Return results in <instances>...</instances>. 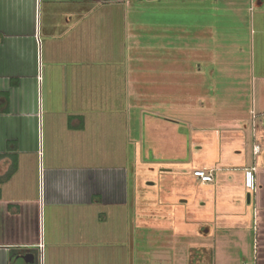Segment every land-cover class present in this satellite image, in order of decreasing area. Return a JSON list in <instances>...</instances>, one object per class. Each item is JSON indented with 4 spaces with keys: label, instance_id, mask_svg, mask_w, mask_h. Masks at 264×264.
<instances>
[{
    "label": "crops",
    "instance_id": "0c3cea01",
    "mask_svg": "<svg viewBox=\"0 0 264 264\" xmlns=\"http://www.w3.org/2000/svg\"><path fill=\"white\" fill-rule=\"evenodd\" d=\"M210 1L192 11L190 43L177 36L166 56L119 0H0V180L15 170L0 181V264L36 261L41 242L50 264L72 249L136 250L130 165L142 166L146 111L162 153L178 156L192 131L190 153L208 154L190 172L162 169L186 186L157 194L146 214L172 227L157 241L173 259L159 264H264V0Z\"/></svg>",
    "mask_w": 264,
    "mask_h": 264
},
{
    "label": "rangeland",
    "instance_id": "374dc122",
    "mask_svg": "<svg viewBox=\"0 0 264 264\" xmlns=\"http://www.w3.org/2000/svg\"><path fill=\"white\" fill-rule=\"evenodd\" d=\"M124 3V5L128 4L126 7L131 11L130 23L131 25H135V20L139 23H136L135 26L136 31L145 37L146 41L149 39L159 46L156 47V51H163V54L169 55L174 53L175 49V39L176 37H182L184 43H190L192 31H193V10L195 11H207L211 10V1L210 0H119ZM226 0L217 2V9L225 8L224 3ZM243 4V3H242ZM210 8V9H209ZM148 26V28H147ZM148 35H152V37ZM147 36V37H146ZM160 40V41H159ZM162 44V45H160ZM159 48V50H157ZM148 53V52H147ZM148 55V54H147ZM146 55V56H147ZM142 56V55H141ZM144 56V54H143ZM145 56V57H146ZM159 112L164 113L162 115H169V117H188L190 115L185 109L184 114H175L170 112V110H160ZM153 114L151 112L146 111L144 115V131L139 132V150L142 151V166L139 168H133V164L130 165V203H129V232L130 235L137 240L132 241V244L135 243L136 250L132 252L127 251L128 256L125 254L124 256L119 254L116 250L111 251L108 249H98L91 250L87 249V251L83 249H72L69 250L64 259H60V264H159L169 263L170 260L173 259L174 252L172 251L171 242L164 241L158 242L157 237L159 236H170L171 234V226L168 225L166 228L163 224H154L147 218V215L150 211L156 215V203H154V198L158 196L160 197L162 194H166V191L169 187L172 186H186V179L183 177H178L179 171L185 172L189 169V172L193 170L192 166V157L198 162L200 159V164L202 165L207 161L208 154H203L198 157L196 154L190 153V146H195L194 144V134L189 132L188 127L183 125L182 130L185 134L184 143L182 146V151L178 150V156L176 155H167L166 153H162L160 150V145H158L159 139L152 136V123L151 120ZM135 119H137V115L133 116L132 124H135ZM166 123V121L164 122ZM168 123V122H167ZM168 127L173 126L171 123H168ZM141 127V124H140ZM181 127V126H179ZM137 127H133L135 131ZM179 131V130H178ZM202 141V140H201ZM136 146H130L129 152L132 155L136 151ZM180 148V145L178 146ZM155 149H158L159 154L152 156V152ZM193 150V149H191ZM164 151V150H163ZM170 152H168L169 154ZM161 154V155H160ZM183 154L182 158L183 162L179 160L180 156ZM178 157V158H173ZM189 160V161H187ZM195 164V163H194ZM199 164V162H198ZM196 163V165H198ZM170 166V167H168ZM162 169H171L177 172H174L173 176H160L163 174ZM182 172V173H183ZM149 182H153L156 184L157 193L155 190L149 191L146 187ZM135 190V191H134ZM146 198H150L153 202L151 204V209L147 211L148 202H146ZM158 217L164 216L163 220L168 221L166 218L167 214L162 213L163 211H167L165 208L161 211V208L158 207ZM161 211V212H160ZM148 212V213H147ZM163 217V218H164ZM148 219V222H147ZM160 225V226H159ZM162 226V227H161ZM247 240L243 242L244 244H248V247L251 249L252 247V233L247 235ZM160 240V238H159ZM157 243V244H156ZM131 250V249H130ZM79 251V252H78ZM85 251V252H84ZM80 254H78V253ZM183 248L180 250V254H182ZM123 253H126L124 251ZM80 255H85L84 258H80ZM88 255V256H87ZM40 259L43 264L49 263L48 251L45 249L42 251V255L38 253V260ZM79 256V257H78ZM118 258V259H117ZM71 260V262H70ZM188 260L184 257V261L182 259V264H187ZM185 262V263H184ZM17 264V263H16ZM39 264V263H38Z\"/></svg>",
    "mask_w": 264,
    "mask_h": 264
},
{
    "label": "built area",
    "instance_id": "2783aa9c",
    "mask_svg": "<svg viewBox=\"0 0 264 264\" xmlns=\"http://www.w3.org/2000/svg\"><path fill=\"white\" fill-rule=\"evenodd\" d=\"M253 151H254V154L257 155L259 153V147L258 146H254ZM252 171L254 173H256L257 169L256 168H252ZM194 177L199 179L203 183L213 182V180H214L212 174L211 173H207L205 170H196L194 172ZM250 189L253 192L257 191L254 176H251ZM39 250H40V254L42 255V251L44 250V243L41 242L39 244ZM38 263L39 264H43L41 259H40V256H39ZM252 264H257V259L256 258H255V260H254V262Z\"/></svg>",
    "mask_w": 264,
    "mask_h": 264
},
{
    "label": "trees",
    "instance_id": "16d2710c",
    "mask_svg": "<svg viewBox=\"0 0 264 264\" xmlns=\"http://www.w3.org/2000/svg\"><path fill=\"white\" fill-rule=\"evenodd\" d=\"M14 171H15L14 168H11L10 171L7 173V175L5 177L1 178L0 181L9 180L12 177V175L14 174ZM35 264H38V257H36Z\"/></svg>",
    "mask_w": 264,
    "mask_h": 264
},
{
    "label": "water",
    "instance_id": "95a60500",
    "mask_svg": "<svg viewBox=\"0 0 264 264\" xmlns=\"http://www.w3.org/2000/svg\"><path fill=\"white\" fill-rule=\"evenodd\" d=\"M30 264H35V259H34V256H30Z\"/></svg>",
    "mask_w": 264,
    "mask_h": 264
}]
</instances>
